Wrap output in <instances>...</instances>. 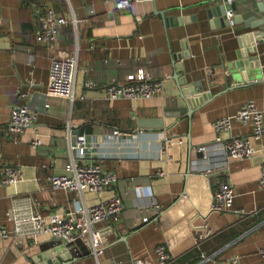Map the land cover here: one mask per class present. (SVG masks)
Returning a JSON list of instances; mask_svg holds the SVG:
<instances>
[{
  "label": "crops",
  "instance_id": "obj_1",
  "mask_svg": "<svg viewBox=\"0 0 264 264\" xmlns=\"http://www.w3.org/2000/svg\"><path fill=\"white\" fill-rule=\"evenodd\" d=\"M114 1L0 0V175L5 166L17 167L21 173L14 184L0 183V225L12 229L5 213L15 199L46 215L75 211L118 194L119 220L96 225L108 240L98 264H132L143 258L154 262L153 249L160 243L172 244L169 264H203L202 254L211 257L209 264L223 263L231 256L238 257L240 264H264L257 253L264 245V195L258 187L264 133L258 140L251 139L257 152L250 158L197 151L213 142L212 121L234 114L247 100L262 110L264 126V38L249 53L258 67L244 74L230 67L236 52L246 47L240 48L238 39L247 32L264 33V0H231L230 4L226 0H134L124 10H116ZM221 4L233 5V17L223 26L214 24L217 16L207 15ZM47 9L76 21L75 26L58 28L55 51L77 54L69 99L44 96L54 52L36 43L33 31L36 16ZM165 17L171 20L165 22ZM250 17L258 24L254 28L244 24ZM185 51L188 58L177 61L185 63L184 70L195 71L197 79H207L204 85L212 98L190 117H178L175 109L183 104L171 61ZM137 69L162 81L161 94L147 100L105 99L107 85L123 82ZM184 76L191 81L189 73ZM88 82L93 85L87 86ZM22 92L26 98L19 96ZM21 104L38 112L36 121L13 134L8 131L9 111ZM144 119L160 121L162 126L140 129L138 122ZM251 132L249 123L233 121L223 138L247 137ZM77 134L85 135L88 145L83 161L99 162L117 175L116 182L100 194L49 187L48 178L61 174L62 165L74 157L69 146ZM35 137L41 144L33 149L30 142ZM166 137L171 139L169 146L164 145ZM160 171L164 175L158 176ZM220 180L233 190L231 207L207 215L213 237L197 247L194 234L204 220L193 216L194 204L203 210ZM238 209L246 214L235 213ZM144 216L148 221H141ZM39 241L35 244L29 236L0 239V264H34L31 257L40 255L50 242L46 237ZM73 247L75 258L69 264H96L83 240H76Z\"/></svg>",
  "mask_w": 264,
  "mask_h": 264
},
{
  "label": "built area",
  "instance_id": "obj_2",
  "mask_svg": "<svg viewBox=\"0 0 264 264\" xmlns=\"http://www.w3.org/2000/svg\"><path fill=\"white\" fill-rule=\"evenodd\" d=\"M134 0H115L116 10H124L130 7ZM230 4L231 0H226ZM233 12L226 11V19L231 21ZM75 19L70 15L56 13L52 9H47L35 18L33 31L34 41L47 50L54 52L49 61L47 84L44 91L46 98H66L72 96L75 73L77 71V54L56 53L58 43V28L61 26H75ZM87 86L93 84L88 82ZM162 81L154 79L149 73L142 69L126 76L123 82H113L105 89V99L112 101L119 98L128 100L151 99L162 91ZM21 98H26L27 93H19ZM45 108L48 104L44 105ZM37 111L29 108L26 104L13 105L9 111L8 131L13 134L22 133L25 128L31 126L37 117ZM251 125V136L229 135L223 138L225 133L229 134L232 122ZM215 137L212 143L198 147L197 151L206 154L213 152L221 153L225 158H250L256 154V150L251 146V139L258 140L264 133L263 112L251 100L243 102L234 114L219 117L211 123ZM164 145H170L171 139L166 137ZM181 143V141H178ZM41 144V140L35 137L31 140V148H36ZM74 157L62 165V173L55 174L48 178L51 190L61 189L64 191L89 192L100 194L116 182L117 175L105 170L99 162L85 163L83 161L88 145L85 135L77 134L75 141L69 146ZM163 151L165 149L163 147ZM158 176L164 175L158 172ZM21 176L20 169L14 166H5L0 175L2 185L14 184ZM258 187L264 195V161L259 168ZM233 190L224 180L216 184L213 192V199L203 210L194 204L193 216H201L203 222L195 231L194 244L199 247L213 237V230L210 223L205 219L212 212L229 210L232 204ZM155 208L156 206H151ZM122 210V201L118 194L107 197L104 201L90 206H79L75 211H62L42 215L25 207L19 199L12 201L11 206L5 213L7 220L12 222V229L0 225V239L9 236L20 237L29 236L37 244L43 237L49 240L59 241L62 244H72L76 240H83L96 264L108 245L105 234L96 227L98 223H116L119 220ZM235 213L246 214L242 209L235 210ZM142 222L148 221V217H141ZM109 229V228H108ZM73 247V245H72ZM171 243L157 244L153 253L155 261L147 258L136 259L132 264H169L172 261ZM259 257L264 260V245L257 249ZM212 261L209 255H201V263L209 264ZM118 264V262H115ZM220 264H240L238 257L231 256Z\"/></svg>",
  "mask_w": 264,
  "mask_h": 264
},
{
  "label": "water",
  "instance_id": "obj_3",
  "mask_svg": "<svg viewBox=\"0 0 264 264\" xmlns=\"http://www.w3.org/2000/svg\"><path fill=\"white\" fill-rule=\"evenodd\" d=\"M264 4V1H263ZM227 10H233V5H218L210 8L207 11L208 17H215L217 16V21H214V24H220L223 26V24H228L229 22L227 19L225 20L224 17L226 15ZM155 13H158L159 15H163L162 12H158L157 10H154ZM171 20L170 17H165V22ZM253 17L248 18L246 21H244V24L246 26H249L251 28H254L256 23H253ZM246 37H240L238 39V45L240 48H242L243 45L246 47L244 50L240 49L238 52H236V59L234 62L230 63V67L233 70H237L239 72L246 71L247 69L251 67H258V64L254 62L256 59L255 57H252V55H249V53H254L256 51V43L261 42V38H264L263 32H247ZM245 36V35H244ZM184 58H188V53L185 51L182 53V55L173 57L171 64L173 65L174 73H173V79L176 81L177 86L179 88V99L182 101L181 106L176 107L175 109L176 113L174 116H181L185 115L190 117L191 113L200 106L206 102H208L212 95L206 90V86L204 83L207 84L206 81H201L196 78L194 75L195 71L193 70H184L187 69V66L185 68V63L177 61V59L182 60ZM189 73L191 78V83L187 82L186 76H184V73ZM245 72H243L244 74ZM241 76V75H240ZM234 77V76H232ZM246 76L244 75L243 80L245 81ZM233 88V87H228ZM158 123V124H157ZM149 125L158 126L161 127L162 123L160 121H154L153 119L150 120H142L138 122V127L144 128L148 127ZM165 218V217H163ZM124 240V239H123ZM84 245L85 242H83ZM74 243L72 244H62L59 241L50 240V242L45 243L46 249L43 251L40 255L32 256L31 261L34 264H69L70 262L74 261V258L72 257V253L75 252L74 247H72ZM39 246V245H37ZM87 247V246H86ZM88 249V248H87ZM89 250V249H88ZM90 252V251H89ZM75 254V253H74Z\"/></svg>",
  "mask_w": 264,
  "mask_h": 264
}]
</instances>
